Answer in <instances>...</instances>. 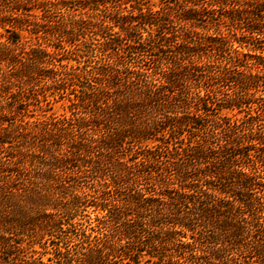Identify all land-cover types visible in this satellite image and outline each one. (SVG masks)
Here are the masks:
<instances>
[{
    "label": "trees",
    "instance_id": "1",
    "mask_svg": "<svg viewBox=\"0 0 264 264\" xmlns=\"http://www.w3.org/2000/svg\"><path fill=\"white\" fill-rule=\"evenodd\" d=\"M0 27V264H264V0H0ZM79 36L70 116L26 119L51 39ZM84 177L99 235L27 254L28 214L57 225Z\"/></svg>",
    "mask_w": 264,
    "mask_h": 264
},
{
    "label": "rangeland",
    "instance_id": "2",
    "mask_svg": "<svg viewBox=\"0 0 264 264\" xmlns=\"http://www.w3.org/2000/svg\"><path fill=\"white\" fill-rule=\"evenodd\" d=\"M84 32L86 36L90 37L89 31ZM23 34L27 35V38L30 37L28 32L24 31ZM5 39V32L0 27V42H5ZM84 40L85 37L80 36L76 40L74 39L73 43L65 40L57 42L56 39H51L47 51L52 55L50 61L53 64H48L47 68L52 67L57 74L45 71L34 79L35 84L30 88V94L27 98L29 104L26 105V115L30 116H26V119L70 116V102L71 98L74 97L73 92L79 87L80 82L84 81L85 77H90L89 75L96 72L94 66L98 62V53L92 51L88 46L91 44ZM33 42L34 40L30 39L27 44ZM91 42L96 43L94 39H91ZM74 43L77 45L75 46ZM221 88L224 90V87ZM221 112L239 118L248 115L253 110L246 109L244 106L240 108L233 106V108H224ZM157 136L159 133L142 137L140 145L147 148L153 146L157 143ZM75 187V189L72 187L65 189L62 194V201H65L64 199L70 200L74 194L78 196V199L75 206L70 204L65 206V210L67 207L73 209L70 212H65L66 215L57 225L43 227V217L36 216L37 214L34 213L28 214V219L24 223L23 231L25 234L21 236V244L25 247L27 254L32 257H40L44 262H50L54 259L57 250L63 251L71 248L78 241L85 240V237L93 242L96 235H99L97 234L99 227L96 226L97 218L104 212L98 205L100 189L95 181L87 177L81 178L78 186ZM179 238L187 240L185 237ZM170 245L169 243L166 251L173 252V248L169 247H174V245ZM138 259L136 264H154L152 262L154 258L145 250H142Z\"/></svg>",
    "mask_w": 264,
    "mask_h": 264
}]
</instances>
